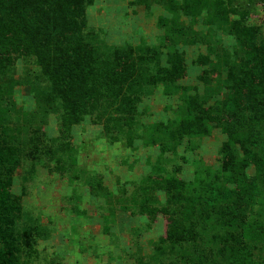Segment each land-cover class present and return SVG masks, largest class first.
<instances>
[{
	"label": "trees",
	"instance_id": "16d2710c",
	"mask_svg": "<svg viewBox=\"0 0 264 264\" xmlns=\"http://www.w3.org/2000/svg\"><path fill=\"white\" fill-rule=\"evenodd\" d=\"M93 1L0 0V264H31L37 243L50 238L48 228L11 192L25 151L21 130L12 125L17 113L10 94L17 83L15 58L29 56L40 68L35 101L41 110L60 117L61 136L53 142L65 140L74 126L90 118L103 127L111 144L126 136L132 146L140 137L142 95L182 75L177 54L165 67L155 47L98 40L86 18ZM229 4L183 0L174 7L193 19L205 12V25L226 29L238 42L236 61L225 63L228 95L215 107L191 97L177 132L180 138L202 136L214 123L227 139L218 171L206 176L196 172L192 183L162 180L158 186L166 193L164 205L146 195L139 214L151 221L162 214L168 224L152 256L134 264H264V39H259L258 27L246 23L248 14L232 19ZM62 143L46 152L56 161V171L65 175L75 166L64 154L69 145ZM202 225L212 231L215 253H179L201 238Z\"/></svg>",
	"mask_w": 264,
	"mask_h": 264
},
{
	"label": "rangeland",
	"instance_id": "374dc122",
	"mask_svg": "<svg viewBox=\"0 0 264 264\" xmlns=\"http://www.w3.org/2000/svg\"><path fill=\"white\" fill-rule=\"evenodd\" d=\"M170 1L94 0L87 9L88 28L101 42L150 45L158 49L165 67L171 55L181 60L182 75L177 80L149 87L142 95L137 110L140 137L132 146L126 136L111 144L103 127L90 118L74 126L65 140L53 142L61 136L60 117L41 110L35 101L40 68L29 56L15 58L17 83L10 94L17 113L12 125L21 130L25 151L14 171L11 192L50 233L48 240L37 243L31 264L148 260L168 223L162 214L154 221L139 214L146 195L164 205L166 193L158 186L162 180L173 177L192 183L196 172L206 176L220 169V150L227 139L222 127L211 123L210 133L202 136L180 138L177 132L191 97L215 107L228 95L225 63L236 61L239 45L226 29L205 25V12L193 19L170 8L183 0ZM229 2L231 18L248 14L246 23L258 27L263 40L264 0ZM62 142L69 145L64 154L75 166L65 175L56 171V161L46 152ZM199 231V240L177 251L215 253L211 229L202 225Z\"/></svg>",
	"mask_w": 264,
	"mask_h": 264
},
{
	"label": "crops",
	"instance_id": "0c3cea01",
	"mask_svg": "<svg viewBox=\"0 0 264 264\" xmlns=\"http://www.w3.org/2000/svg\"><path fill=\"white\" fill-rule=\"evenodd\" d=\"M181 3V2H180ZM174 5H176V6H174ZM178 5L179 4H174V3H172L171 5H170V8L173 10V11H177V10H180V9H175L174 7H178ZM180 11H182V10H180ZM183 12V11H182ZM109 191V190H108Z\"/></svg>",
	"mask_w": 264,
	"mask_h": 264
}]
</instances>
